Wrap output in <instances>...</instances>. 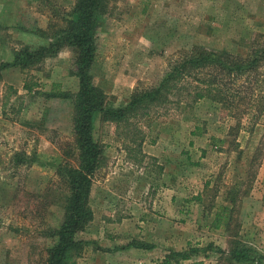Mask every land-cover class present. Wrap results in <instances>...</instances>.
Segmentation results:
<instances>
[{
  "label": "rangeland",
  "instance_id": "obj_1",
  "mask_svg": "<svg viewBox=\"0 0 264 264\" xmlns=\"http://www.w3.org/2000/svg\"><path fill=\"white\" fill-rule=\"evenodd\" d=\"M73 6L0 0V63L25 46L47 45L75 16ZM255 33H264V0H113L90 72L106 102L121 106L154 87L182 50L241 52ZM77 90L69 46L28 68L2 70L0 264H43L55 240L67 192L59 166L74 147ZM183 91L119 124L94 117L102 164L91 176L93 218L77 235L76 264H135L134 242L156 247L142 264L192 248L169 264H264L229 257L237 243L264 255V117H237ZM226 205L229 222L216 229L213 216Z\"/></svg>",
  "mask_w": 264,
  "mask_h": 264
},
{
  "label": "trees",
  "instance_id": "obj_2",
  "mask_svg": "<svg viewBox=\"0 0 264 264\" xmlns=\"http://www.w3.org/2000/svg\"><path fill=\"white\" fill-rule=\"evenodd\" d=\"M45 2L49 3V0ZM112 2L74 0L72 13L75 16L63 19L66 23L53 31L52 41L36 48L25 46L15 52L12 62L0 63L1 78L6 67L17 65L28 68L44 57L54 55L64 46H69L74 53L78 78V90L70 96L73 97L74 147L73 151L65 153L70 159H64L59 166V174L67 190L63 194V218L52 233L55 240L47 247L43 264H76V257L83 248V241L77 235L93 218L88 204L91 176L102 164V150L93 135L96 115L103 121L119 124L139 114H147L151 107L164 104L170 96L184 90L186 96L194 101L206 98L219 103L228 114L264 117V33H255L241 52L199 45L182 50L154 87L134 91L124 105L108 104L90 69L96 54V33ZM55 86L57 83H53ZM52 96L56 95L52 93ZM229 213L227 205L221 206L213 216L212 226L218 229L227 225ZM133 245L138 246L135 242ZM195 250L171 251L163 263L169 264L174 258L187 259ZM229 257L237 263H260L264 259V255L255 248L239 243L230 249Z\"/></svg>",
  "mask_w": 264,
  "mask_h": 264
},
{
  "label": "crops",
  "instance_id": "obj_3",
  "mask_svg": "<svg viewBox=\"0 0 264 264\" xmlns=\"http://www.w3.org/2000/svg\"><path fill=\"white\" fill-rule=\"evenodd\" d=\"M161 244V243H159ZM156 247L154 246L153 248L150 249H146V248H141V247H132L131 249H124L125 252H127L126 250H129L135 257V264H142L141 261L142 260H147V258H144L145 256L149 257V254L153 252V250H155ZM151 260V259H150Z\"/></svg>",
  "mask_w": 264,
  "mask_h": 264
}]
</instances>
